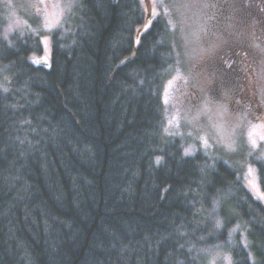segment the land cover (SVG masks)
Masks as SVG:
<instances>
[{"label": "trees", "instance_id": "1", "mask_svg": "<svg viewBox=\"0 0 264 264\" xmlns=\"http://www.w3.org/2000/svg\"><path fill=\"white\" fill-rule=\"evenodd\" d=\"M144 21L140 0H81L48 59L0 34V264H264V202L167 132L176 37Z\"/></svg>", "mask_w": 264, "mask_h": 264}, {"label": "rangeland", "instance_id": "2", "mask_svg": "<svg viewBox=\"0 0 264 264\" xmlns=\"http://www.w3.org/2000/svg\"><path fill=\"white\" fill-rule=\"evenodd\" d=\"M148 3L141 2L145 21L137 34L162 14L176 37L177 66L163 90L168 134L180 139L189 155L213 150L208 155L240 172L247 189L264 202L253 164L264 161L259 139L264 128L256 127V148L248 141L249 131L264 124V0H164L166 12L155 7V14L145 10ZM80 4L47 0L45 7L39 0H0L1 37L30 32L41 42L46 38L43 59H48L52 34L75 24ZM209 264L232 263L225 253H213Z\"/></svg>", "mask_w": 264, "mask_h": 264}, {"label": "snow or ice", "instance_id": "3", "mask_svg": "<svg viewBox=\"0 0 264 264\" xmlns=\"http://www.w3.org/2000/svg\"><path fill=\"white\" fill-rule=\"evenodd\" d=\"M141 2H143V0H141ZM39 4L41 6H45L47 4V0H39ZM155 7H160L162 10H164L166 12L167 6L164 4V0H149V3L147 5H145V10H149L150 8L153 10V14H155L154 12V8ZM50 23H52V21H49ZM42 43L47 44L48 40L45 38ZM5 91H7V89H5ZM256 127H260V128H264V124L255 126L252 130L249 131L248 133V141L251 145L252 148H256L257 147V141L256 139H254L253 137L257 134L256 133ZM201 139L204 141L205 144H207V139L204 137H201ZM259 139L261 141H264V134L260 135ZM230 150L231 149V145H229ZM186 155L188 154L187 152L185 153ZM157 164L160 163V160L157 159ZM261 169L264 170V164H261ZM252 172V169L249 168L248 169V173L250 174ZM217 227H219V222H217Z\"/></svg>", "mask_w": 264, "mask_h": 264}]
</instances>
